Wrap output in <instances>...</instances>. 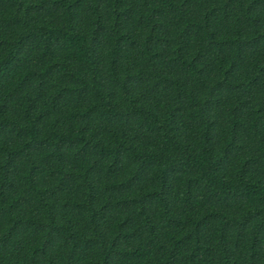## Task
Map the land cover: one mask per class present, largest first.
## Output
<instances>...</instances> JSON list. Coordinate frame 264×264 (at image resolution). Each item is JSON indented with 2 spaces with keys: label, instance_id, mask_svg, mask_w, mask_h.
<instances>
[{
  "label": "trees",
  "instance_id": "trees-1",
  "mask_svg": "<svg viewBox=\"0 0 264 264\" xmlns=\"http://www.w3.org/2000/svg\"><path fill=\"white\" fill-rule=\"evenodd\" d=\"M0 264H264V0H0Z\"/></svg>",
  "mask_w": 264,
  "mask_h": 264
}]
</instances>
